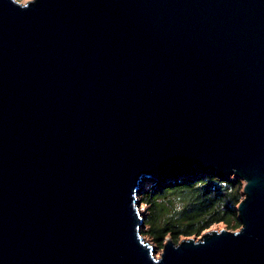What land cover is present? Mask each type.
Instances as JSON below:
<instances>
[{"label": "water", "instance_id": "1", "mask_svg": "<svg viewBox=\"0 0 264 264\" xmlns=\"http://www.w3.org/2000/svg\"><path fill=\"white\" fill-rule=\"evenodd\" d=\"M201 172L241 227L157 254L143 179ZM0 264H264V0H0Z\"/></svg>", "mask_w": 264, "mask_h": 264}, {"label": "trees", "instance_id": "2", "mask_svg": "<svg viewBox=\"0 0 264 264\" xmlns=\"http://www.w3.org/2000/svg\"><path fill=\"white\" fill-rule=\"evenodd\" d=\"M155 180L142 195L141 204L147 205V215L143 223L147 228L141 233L148 234L156 244L164 245L166 237L174 242L179 241L180 235L190 236L200 234L202 230L214 222L225 221L232 229L240 227L236 205L241 200L243 183L239 178H219L211 172L203 178L181 177L176 180L157 184ZM159 185V186H158ZM181 194L190 198L186 216L180 222H174L170 210L164 213L167 196ZM163 247V246H162Z\"/></svg>", "mask_w": 264, "mask_h": 264}, {"label": "rangeland", "instance_id": "3", "mask_svg": "<svg viewBox=\"0 0 264 264\" xmlns=\"http://www.w3.org/2000/svg\"><path fill=\"white\" fill-rule=\"evenodd\" d=\"M18 1L26 2L28 0H18ZM210 173L211 172H203V173L201 172L196 177L201 178V179L203 178L205 180L206 177L210 176ZM230 177H234V176L232 175ZM234 178H237V177H234ZM240 180L242 183L244 182L242 179H240ZM153 181H155V180H153L151 178H147V177H145L143 179V181L141 183L142 190L140 191V195H142L146 192V189L151 186ZM161 183H163V182H158L157 184L161 185ZM139 198H140V196H139ZM242 198H244V194H243V191L241 190V199ZM165 200L167 201V203H166L164 213H167L170 210L172 220L174 222H180L181 218H183V216H186V214L188 213L185 211V208L187 207L188 204L191 203L190 198H188L186 196H182L181 194H178L177 196H173L172 193H170ZM141 201H142V199L140 198V202ZM146 206L147 205L140 203V208L142 209V211H143L142 214L144 216L147 215V211H148ZM236 218L239 220L238 216ZM240 225H241V222H240ZM240 227H238L236 229H239ZM146 228H147V226L143 227L144 230ZM221 228L232 229L230 227V225H228L225 221H219V222H214L211 225H209L208 227H206L204 230L201 231L200 234H192L190 236H185L182 234V235H180V237L178 239H179V241L186 239V238H189V237H193L195 239H198L202 233H204L208 230H212V229H218L219 230ZM141 236H142L144 241H147L148 243H150L152 245V247L157 250V254H159L161 252L163 245L161 246L159 244H156L153 241V239L146 233H141ZM167 239H168V237L165 238V240L163 241V244H165Z\"/></svg>", "mask_w": 264, "mask_h": 264}, {"label": "built area", "instance_id": "4", "mask_svg": "<svg viewBox=\"0 0 264 264\" xmlns=\"http://www.w3.org/2000/svg\"><path fill=\"white\" fill-rule=\"evenodd\" d=\"M140 209V212L142 213L143 211H142V209L141 208H139Z\"/></svg>", "mask_w": 264, "mask_h": 264}]
</instances>
